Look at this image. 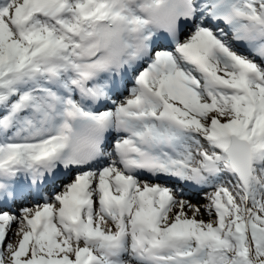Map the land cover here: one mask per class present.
Wrapping results in <instances>:
<instances>
[{
	"label": "snow or ice",
	"instance_id": "6c2138e0",
	"mask_svg": "<svg viewBox=\"0 0 264 264\" xmlns=\"http://www.w3.org/2000/svg\"><path fill=\"white\" fill-rule=\"evenodd\" d=\"M0 264H264V0H0Z\"/></svg>",
	"mask_w": 264,
	"mask_h": 264
}]
</instances>
